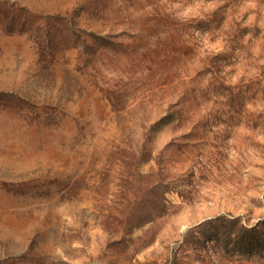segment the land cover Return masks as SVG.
I'll return each mask as SVG.
<instances>
[{
	"label": "rangeland",
	"instance_id": "obj_1",
	"mask_svg": "<svg viewBox=\"0 0 264 264\" xmlns=\"http://www.w3.org/2000/svg\"><path fill=\"white\" fill-rule=\"evenodd\" d=\"M0 264H264V0H0Z\"/></svg>",
	"mask_w": 264,
	"mask_h": 264
}]
</instances>
